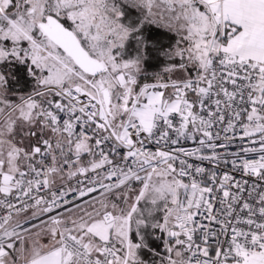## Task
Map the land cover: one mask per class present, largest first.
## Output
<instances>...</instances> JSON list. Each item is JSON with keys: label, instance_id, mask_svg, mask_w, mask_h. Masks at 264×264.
I'll return each instance as SVG.
<instances>
[{"label": "snow or ice", "instance_id": "1", "mask_svg": "<svg viewBox=\"0 0 264 264\" xmlns=\"http://www.w3.org/2000/svg\"><path fill=\"white\" fill-rule=\"evenodd\" d=\"M0 264H264V0H0Z\"/></svg>", "mask_w": 264, "mask_h": 264}]
</instances>
